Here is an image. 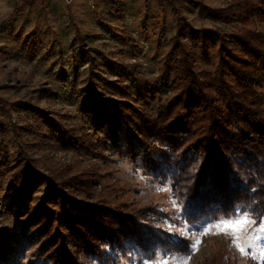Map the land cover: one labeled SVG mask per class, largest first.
Segmentation results:
<instances>
[{"label": "trees", "instance_id": "obj_1", "mask_svg": "<svg viewBox=\"0 0 264 264\" xmlns=\"http://www.w3.org/2000/svg\"><path fill=\"white\" fill-rule=\"evenodd\" d=\"M200 9L214 21L241 25L236 34L227 35L193 30L187 24L194 36L204 35L203 55L212 49L210 71H194L192 55L177 35L160 75L162 88L171 94L159 104L155 117L129 102L104 100L92 88L84 115L94 136L106 130L105 138L114 143L121 135L125 158L138 160L147 175L170 182L188 226L245 212L260 222L264 217V30L250 25L264 24V0H242L221 10ZM227 38L236 50L229 49ZM145 90L159 97L160 89L147 85ZM26 110L36 123L35 134L41 135L45 127L50 135L43 145L60 144L73 152L100 156V139L92 145L71 129L60 128L43 111ZM7 172L11 203L21 219L18 231L0 230L2 264H15L21 253L25 264H92L91 258L114 264L116 254L126 257L130 245L146 257L157 250L189 251L190 241L156 224L162 213L152 205L103 207L78 202L72 189L90 188L84 171L55 182L49 175L36 174L35 161L19 151ZM45 184L43 196L34 197ZM32 203L36 207L28 214Z\"/></svg>", "mask_w": 264, "mask_h": 264}, {"label": "rangeland", "instance_id": "obj_2", "mask_svg": "<svg viewBox=\"0 0 264 264\" xmlns=\"http://www.w3.org/2000/svg\"><path fill=\"white\" fill-rule=\"evenodd\" d=\"M241 1L0 0V230L18 231L20 226L21 217L8 191L7 169L23 151L35 161L36 174L49 175L55 182L83 171L88 174L87 192L72 189L78 202L103 207L152 205L162 213L157 225L190 241L187 254L157 250L153 257L130 245L126 257L116 254L114 264H248L250 260L264 264L259 249L241 254L230 235L213 234L216 225L230 219L185 224L170 182L147 175L138 160L125 158L121 135L114 143L105 138L106 130L94 136L83 111L92 88L104 100L129 102L155 117L159 104L171 94L162 88L160 75L172 38L178 35L190 52L196 73L210 71L212 49L204 56L200 50L204 35L194 36L187 24L193 30L236 34L241 30L237 21H214L200 8L227 9ZM252 28L264 30V24L255 23ZM226 42L229 49H237L229 38ZM172 80L171 74L167 86ZM147 85L160 89L159 97L146 93ZM26 109L43 111L60 128L71 129L92 145L100 139V156L73 152L60 144L43 145L50 135L45 127L41 135L35 134L36 123ZM47 187L41 186L34 197H42ZM35 207L32 203L28 214ZM260 222L264 223V217ZM196 238L200 244L194 247ZM106 251L112 253L109 247ZM15 264H25L22 253Z\"/></svg>", "mask_w": 264, "mask_h": 264}, {"label": "snow or ice", "instance_id": "obj_3", "mask_svg": "<svg viewBox=\"0 0 264 264\" xmlns=\"http://www.w3.org/2000/svg\"><path fill=\"white\" fill-rule=\"evenodd\" d=\"M259 224L252 228L251 225ZM208 229L204 234H207ZM230 235L233 241V247L237 248L241 254H247L250 249H259V258L264 259V223L253 221L247 212L242 216L223 221L215 226V233ZM200 244V240H194V247ZM254 258H257L254 256ZM186 264V262H185Z\"/></svg>", "mask_w": 264, "mask_h": 264}]
</instances>
